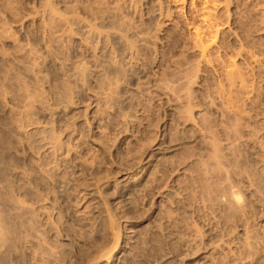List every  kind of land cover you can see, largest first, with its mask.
<instances>
[{"label": "rangeland", "instance_id": "1", "mask_svg": "<svg viewBox=\"0 0 264 264\" xmlns=\"http://www.w3.org/2000/svg\"><path fill=\"white\" fill-rule=\"evenodd\" d=\"M0 264H264V0H0Z\"/></svg>", "mask_w": 264, "mask_h": 264}, {"label": "bare ground", "instance_id": "2", "mask_svg": "<svg viewBox=\"0 0 264 264\" xmlns=\"http://www.w3.org/2000/svg\"><path fill=\"white\" fill-rule=\"evenodd\" d=\"M206 14H209L208 12H206ZM208 16V15H207ZM206 18V17H205ZM210 25H211V23H210ZM209 25H207L206 27H208ZM209 28H207L206 30H208ZM194 35L196 36V38H197V36H199L200 34H201V31H199L198 29H196V31H194ZM201 41V40H200ZM239 198V197H238ZM238 202V201H237Z\"/></svg>", "mask_w": 264, "mask_h": 264}]
</instances>
